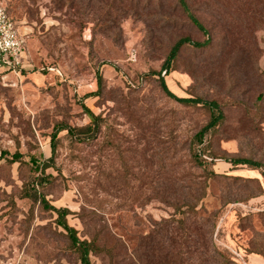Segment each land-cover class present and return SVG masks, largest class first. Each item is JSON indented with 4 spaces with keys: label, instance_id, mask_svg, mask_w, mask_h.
Listing matches in <instances>:
<instances>
[{
    "label": "rangeland",
    "instance_id": "obj_1",
    "mask_svg": "<svg viewBox=\"0 0 264 264\" xmlns=\"http://www.w3.org/2000/svg\"><path fill=\"white\" fill-rule=\"evenodd\" d=\"M72 1L58 8L57 0H0L27 55L18 75L0 81V151L22 155L16 163L0 160V264H80L55 214L26 186L39 176L30 160L51 157L57 127L92 124L95 135L57 134L49 182L36 190L69 211L66 222L80 240L94 243L91 264L264 261L263 180L222 159L264 164V0H253V15H238L239 51L227 46L220 25L237 18L230 3L220 17L216 0H189L203 37L170 12L173 0ZM181 37L209 46L182 47L165 74L161 67ZM97 73L102 88L89 96ZM159 77L175 98L221 106L223 122L196 147L214 160L211 180L189 154L208 111L167 97ZM227 196L240 202L224 206Z\"/></svg>",
    "mask_w": 264,
    "mask_h": 264
},
{
    "label": "trees",
    "instance_id": "obj_2",
    "mask_svg": "<svg viewBox=\"0 0 264 264\" xmlns=\"http://www.w3.org/2000/svg\"><path fill=\"white\" fill-rule=\"evenodd\" d=\"M64 1H68V0H57V5L59 6L58 8L61 7V4L64 3ZM229 3L230 5H234V11L233 10L231 11L234 12L237 18L233 19L232 17H229L227 21L223 23L221 22L220 25L223 31L225 32L227 46L235 47L236 49H238L237 51H239L241 49L240 43L243 41V37H242V32L237 29L238 28L237 26L241 21L239 20L238 17L241 16V18H245L246 15H248V13L250 15H253L254 13L253 11L255 10L254 9L255 7L253 6V0H216V4L218 6L217 11L219 12L218 14H220V17L225 16L227 7L231 9V6L229 5ZM72 4H73V1L71 0V5ZM111 4H109L105 8V13H104L105 18H109L112 14L114 6ZM116 8L120 9L119 7H116ZM160 10L161 9L159 8L158 11ZM170 12H176L179 15L183 16L192 25V27H194L199 33L203 35V37L207 36V30L203 26V24L194 15L189 0H173V6ZM184 46H190L195 49H202V48H206L209 46V41L205 40L203 42H193L187 37H181L177 39L174 45L171 47L164 65L161 67V70L164 71L165 74L170 72V67H169L170 64L177 58L181 48ZM154 74L155 73H153V75ZM155 75L160 76V72ZM159 81H160V87L162 91L167 95V97L175 99L178 103L186 105V106H201L208 111L209 113L208 122L193 137L191 146L189 148V154H190V158L192 162L196 165V167L200 168L202 172L204 173L205 175L204 181L211 180L213 177L218 176L210 168L214 160L212 159V157L211 158L208 157L206 155V151L203 150L202 148L204 147L203 138L205 137V135L208 134L211 130H213L217 126H219L224 120V114L221 110V106L215 100L206 101L200 98H175L167 90L162 77H159ZM102 82H103L102 76L97 73L96 75V83H97V88H98L97 92L92 93L89 96H96V94L100 92V89L102 88ZM260 98L261 100L264 99L262 94L259 96V99ZM91 117L93 119L97 118L92 114H91ZM95 127H96L95 124L89 125L88 127H85L83 129L82 128H72L67 125L57 127L54 133L52 134L51 140H50L51 157L47 161L42 162V163L37 162L34 159L30 160L32 166L35 168V172L36 173L39 172V176L37 177V179L29 182L26 186V188H28L31 193L39 195V199H40L39 201H40V204L43 210L49 211L55 214L56 216L55 223L59 228H61L65 232L66 236L69 239L70 246L73 248V250L77 254L80 264H91L89 260V255L95 251L94 243L92 241L80 240L76 236V231L73 228H71L66 222V216L69 215V211L64 208H56L50 205L45 200L44 196L41 195V193L38 194L36 190L42 189L44 185L47 182H49V175H45V170L50 168V163H52L53 161L57 134L59 132L66 131L69 136H79V135H84L85 133H89V134L92 133L93 135H95L97 133V129ZM198 145H201L203 147L201 149H199L198 147L197 149L196 147ZM2 159H8L9 162L16 163L22 159V155L17 152L10 154L7 151H0V160ZM222 159L224 162L229 163L232 167L246 166L250 168L251 170L258 171L264 183V164L263 163L248 160V159H240V158H222ZM203 188H205V186ZM261 192L262 191L260 189V194H262ZM203 198H204V193H201L200 201H202ZM251 198H253V196L249 195L244 198H240V200L248 201ZM239 202H240L239 199H236V198L231 199L230 196H227V198L224 199V201H222V204L226 206L232 203H239ZM198 215H199L198 211H196L193 208L192 216L197 218ZM186 247L188 249L190 246L187 245ZM145 257L149 258L150 256L145 255ZM262 257L264 258V256ZM221 259L219 260L220 264H236L229 257L221 256Z\"/></svg>",
    "mask_w": 264,
    "mask_h": 264
},
{
    "label": "built area",
    "instance_id": "obj_3",
    "mask_svg": "<svg viewBox=\"0 0 264 264\" xmlns=\"http://www.w3.org/2000/svg\"><path fill=\"white\" fill-rule=\"evenodd\" d=\"M27 64L25 39L17 23L0 3V81L18 75Z\"/></svg>",
    "mask_w": 264,
    "mask_h": 264
},
{
    "label": "crops",
    "instance_id": "obj_4",
    "mask_svg": "<svg viewBox=\"0 0 264 264\" xmlns=\"http://www.w3.org/2000/svg\"><path fill=\"white\" fill-rule=\"evenodd\" d=\"M249 264H264V261L259 258H252L249 259Z\"/></svg>",
    "mask_w": 264,
    "mask_h": 264
}]
</instances>
